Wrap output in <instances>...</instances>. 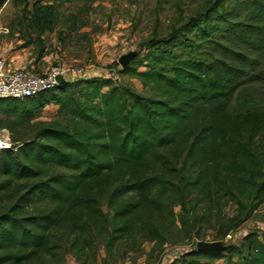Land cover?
I'll use <instances>...</instances> for the list:
<instances>
[{"label":"trees","instance_id":"1","mask_svg":"<svg viewBox=\"0 0 264 264\" xmlns=\"http://www.w3.org/2000/svg\"><path fill=\"white\" fill-rule=\"evenodd\" d=\"M218 2L150 41L139 61L119 71L148 88V97L111 79L84 77L63 78L32 98L0 99V128L33 129L27 141L11 143L15 152L0 151V264H66V257L96 264L98 247L100 264L122 263L144 241L162 247L180 233L208 230L224 238L249 200L255 201L249 211L264 202V110L227 112L248 73L185 46L193 30L212 44L210 15L222 8ZM242 5V23L231 25L235 40L264 50V0ZM30 8L36 36L59 19L52 5L35 1ZM217 19L224 22L221 12ZM68 20L70 29L82 27L74 16ZM180 45L187 48L183 57L172 52ZM47 106H56V118L30 123ZM191 198L204 204L201 213ZM226 198L237 209L232 218L219 209ZM241 241L191 255L264 264V232Z\"/></svg>","mask_w":264,"mask_h":264},{"label":"rangeland","instance_id":"2","mask_svg":"<svg viewBox=\"0 0 264 264\" xmlns=\"http://www.w3.org/2000/svg\"><path fill=\"white\" fill-rule=\"evenodd\" d=\"M0 1H3L0 6V56L7 63H29L30 68L26 70L34 73L59 68L67 75L77 77L72 72L78 71L87 78L111 79L117 86L127 87L143 97H148V88L142 89L138 81L118 74L122 69L117 60L122 55L133 53L135 56L131 61H139L147 53V44L150 41L165 39L172 31H179L188 19L202 13L217 0ZM35 1L41 5H52L59 15L58 21L50 30L39 36L31 32L26 15L31 12L30 6ZM218 1L222 8L216 14L210 15L209 24L215 27L210 36L214 43L206 44L198 40L193 36V30L186 36L188 42L185 46L191 48V53L197 52L204 58L217 59L230 66L243 68L248 73V77L239 82L228 102L227 112L230 115L242 109L264 110V50L256 45H239L235 40L236 34L232 33L231 25L235 27L236 23H242L246 13L243 0ZM220 12L224 22L217 19ZM71 15L82 22V27L75 30L68 27V16ZM217 45L224 49H219ZM172 52L183 57L187 48L176 46ZM249 65L254 66L253 71ZM143 70L144 68L138 69ZM55 111V107L48 106L30 123L53 121L56 118ZM27 125L15 127L12 133L0 128V135H7L13 144L27 141L33 136V129ZM259 146L264 150V138ZM189 204L197 205L198 213L204 209V204L198 203L196 199L191 198ZM254 204L255 201L249 200L242 211L241 222L229 233L230 239L221 238L216 231L210 230L200 231L198 236L192 232L187 235L180 233L176 242L162 247L154 242L144 241L122 263L117 264H224L227 254L220 261L191 255L195 243H214L216 249L213 251H216L227 245L240 246L241 239L246 234L258 237L264 232V202L249 211ZM219 209L226 218L234 217L237 212L236 206L227 198L219 201ZM173 215L178 218V207L173 209ZM175 225L180 229L178 221ZM103 256L102 249L98 247L96 264H100ZM65 260L66 264H73L70 257ZM232 261L238 259L233 257Z\"/></svg>","mask_w":264,"mask_h":264},{"label":"built area","instance_id":"3","mask_svg":"<svg viewBox=\"0 0 264 264\" xmlns=\"http://www.w3.org/2000/svg\"><path fill=\"white\" fill-rule=\"evenodd\" d=\"M77 77L67 75L62 69H50L44 73H34L30 70L11 69L5 59L0 56V99L23 100L32 98L41 92L56 86L55 78L60 76L69 80L84 78L80 72H72ZM9 149L15 152L7 135H0V151ZM224 239H230L227 234Z\"/></svg>","mask_w":264,"mask_h":264},{"label":"water","instance_id":"4","mask_svg":"<svg viewBox=\"0 0 264 264\" xmlns=\"http://www.w3.org/2000/svg\"><path fill=\"white\" fill-rule=\"evenodd\" d=\"M134 54L133 53H127L125 55H122L118 60L117 63L120 66L121 69H124L128 62L131 61L134 58ZM56 84L60 85L62 84L64 81L62 79V77L57 76L55 78ZM216 249V245L214 243H207V242H203V241H199L195 243V250L196 251H205V252H211L213 250Z\"/></svg>","mask_w":264,"mask_h":264},{"label":"crops","instance_id":"5","mask_svg":"<svg viewBox=\"0 0 264 264\" xmlns=\"http://www.w3.org/2000/svg\"><path fill=\"white\" fill-rule=\"evenodd\" d=\"M28 65H29V63H28ZM28 65H26V63L22 62V61H15V62H13L12 65L8 63V66L11 69H23V70L25 69L26 70V68H28V67L30 68V66H28ZM52 107H55V109H56V106H52Z\"/></svg>","mask_w":264,"mask_h":264}]
</instances>
